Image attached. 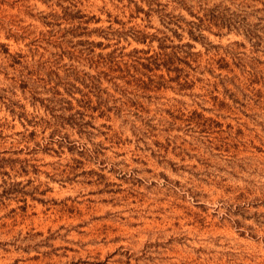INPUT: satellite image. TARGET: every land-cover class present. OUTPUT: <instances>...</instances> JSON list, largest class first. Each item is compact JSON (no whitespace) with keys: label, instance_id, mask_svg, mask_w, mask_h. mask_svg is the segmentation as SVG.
<instances>
[{"label":"rangeland","instance_id":"obj_1","mask_svg":"<svg viewBox=\"0 0 264 264\" xmlns=\"http://www.w3.org/2000/svg\"><path fill=\"white\" fill-rule=\"evenodd\" d=\"M0 264H264V0H0Z\"/></svg>","mask_w":264,"mask_h":264}]
</instances>
